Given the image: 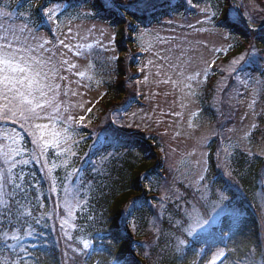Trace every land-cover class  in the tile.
I'll return each instance as SVG.
<instances>
[{"label": "snow or ice", "instance_id": "snow-or-ice-1", "mask_svg": "<svg viewBox=\"0 0 264 264\" xmlns=\"http://www.w3.org/2000/svg\"><path fill=\"white\" fill-rule=\"evenodd\" d=\"M185 7L198 9L200 15L196 24H180L179 29L221 32L227 47L209 49L207 43L203 45L211 56L218 57L231 50L233 45L228 41L237 38L234 33L248 40L244 52L229 61L227 72L246 89L253 80L261 84L246 69L259 66L260 76L264 77V56L261 55L264 49H258L255 44L257 40L264 43V22L258 24L247 6L238 4L237 0H210L202 8L195 0H40L36 10L41 14L40 24L35 27L36 12L31 6L24 11L8 4L0 6V264H40L41 253L48 255L42 229L48 227L49 220L59 222L56 247L63 243L60 264H90L94 256L102 257L97 264H136L130 248L124 249L121 242L128 232L134 231V224L131 228L129 225L143 207V197L129 200L111 221L105 219L103 212L97 215L89 211L93 194L99 190L94 188V178L110 176L109 165L118 155L139 151L133 124L122 119L131 105L126 100L110 110V123L102 132L93 131V143L82 156L79 145L84 137L80 129L90 118L74 111L92 112V107H87L91 101L83 97L93 83H102L97 78L104 66L97 63L99 52H114L116 34L97 29L95 24L85 27L81 23L74 27V21L101 19L109 25L113 21H126L125 29L139 30L132 38L149 57L140 68L145 73L143 82L147 84L151 76L159 77L164 72L166 78L158 83L175 85L182 81L173 80L167 70L184 80L198 81L201 75L206 79L214 71L215 60H204L207 67L202 72L186 75L195 58L188 34L183 39L157 34L153 40H145L150 33L147 28H141L140 22L155 18L158 13H179ZM62 18L67 19L66 25ZM261 20L264 21V16ZM134 21L137 23L132 28ZM98 37H106L107 43ZM158 44L168 47L161 50ZM117 59L113 55L107 63ZM185 87L191 85L185 84ZM257 91L254 89L253 94ZM73 98L78 99L73 102ZM255 103L253 100L249 107ZM256 127L252 125L253 129ZM249 135L245 132L243 138ZM221 144L217 157L219 160L223 154V176L227 180L219 188L214 186L208 174L209 160L202 154L196 162L200 170L189 185L193 189L191 200L178 197L183 203H176V210L169 217L171 231L167 234L166 250L177 259L191 249L198 259H203V264H229L228 250L220 245L231 238L240 220L241 204L237 192L233 191L238 184L229 161L238 145L231 137ZM31 165H37L39 172ZM139 179L147 180L151 191L149 174H142ZM45 188L48 202L52 204L48 212L43 211L45 204L40 201ZM159 208L163 210L164 204L160 203ZM109 223V228L103 227ZM155 230L159 239V227ZM259 255V264H264V251ZM248 264H256L254 255Z\"/></svg>", "mask_w": 264, "mask_h": 264}, {"label": "rangeland", "instance_id": "rangeland-1", "mask_svg": "<svg viewBox=\"0 0 264 264\" xmlns=\"http://www.w3.org/2000/svg\"><path fill=\"white\" fill-rule=\"evenodd\" d=\"M195 1L198 2L201 8L206 3H209L208 0ZM237 3L247 6L248 11L253 13L258 24L263 22L261 16H264V0H237ZM7 4L11 5L12 1ZM4 5L5 3L0 4V6ZM30 6L36 12L33 16V21L36 22L38 17L36 2ZM241 11H243V8H241ZM199 15L198 9L185 7L180 9L179 13H170L165 15V18L158 19L149 27H143L147 28L150 33L145 37V40H153L157 34L165 38L176 36L180 39H183L184 35L188 34L187 38L192 42V46L195 49V58L186 75H192L196 71L202 72L207 67L203 62L204 60H215L214 71L209 72L206 79L201 75L198 81L184 80L183 77H177L170 69L167 70L173 80L182 81L175 85L172 83H158L159 80L166 78L164 72L159 77L151 76L147 84L143 82L145 73H142L140 68L146 64L149 57L140 51L139 43L132 37L131 45L128 43L125 30L118 35V26L113 27L105 21L98 22L91 19H86L82 22L74 21V27L81 23L85 27L95 24L97 29L104 28L106 33L114 32L116 34L114 52H105L103 50L99 52L97 63H103L104 66L102 70H99L97 78L102 80V83L99 85L93 83L91 90L83 97L85 101H91L87 107H92V112L81 113L79 109L74 110L77 115L86 114L90 118V122L89 119H86L84 122L85 126L80 129L84 139L79 145V151H81L80 147L82 144L87 140H92V130L95 127L101 129L100 132H102L107 124L110 123V110L128 100L131 107L128 109V114L122 116V119L125 123L133 124L132 131L136 134L139 148V151L132 152V157L134 161L138 162L146 160V163L150 166L153 163L154 167L149 171L152 176H155V172H153L155 170L160 173V181L152 184L151 191L148 190V183L145 184V187L138 186L141 191L138 198L143 197V199L148 201L155 216V219L151 218L148 221L147 235H153L155 238L144 239L143 246L146 251L143 252L142 257L145 260L150 258L149 254H153L149 252L150 249H148L147 244L156 245L157 247L155 242L157 239L156 226L160 230L165 229L162 224L165 221L164 216L167 213L175 212L176 203H183V200H178V197L191 200L193 189L189 185L194 182L200 170L196 162L202 154H205L204 159L206 160L209 153L213 154L217 175L222 177L224 181L227 180V177L223 176V154L221 153L219 160L217 157V153L221 152L223 146L221 144L222 140L227 142L229 137H231L232 142L238 145L233 152V156L229 158L232 168L234 165L233 160L237 153H243L248 159L253 157H257L260 160L264 159V154H262L264 153V123L258 120L260 115L264 117V104L260 103L261 96L259 99L258 91L253 94L254 89L263 90L264 77L260 76L259 66L246 69L253 78L262 81L261 84H255L253 80L246 89L228 75L227 65L229 61L243 53L248 47V42H242L236 36V39L228 41V43L233 45L231 50L221 53L218 57H213L203 45L207 43L209 49L220 45L227 47L221 32L196 33L187 27L183 30L177 27L180 24H196ZM62 19H64L66 25L68 23L67 19ZM169 19L171 23H168ZM33 26L35 27L36 25ZM47 26L51 27L50 25ZM172 29H176V31L174 32ZM44 30L42 27L41 31ZM138 31L137 29L133 32V36L138 34ZM50 38L55 39V37ZM98 38L107 43L106 37ZM240 45H242V50L236 52ZM157 47L163 50L168 45L158 44ZM113 55L118 58L117 61L107 63ZM119 63L122 65L120 84H122L124 91L120 98H113L110 102V107L105 109V107L100 106V103L105 102L106 83L110 80H115L114 75L118 70ZM157 63L163 62L158 61ZM155 71L156 69L153 68L152 72L154 73ZM137 80L140 83H137ZM185 84H190L191 87H185ZM131 85H133V89H131ZM237 92L241 93V95H237ZM132 93H134L133 98H131ZM76 99L78 98H73V102ZM253 100L256 103L249 107ZM104 111L105 114L102 115ZM96 120H100V123L93 127ZM189 122H191V127ZM253 124L257 126L255 129L252 128ZM230 129L232 131H229ZM245 132L250 133L247 139L243 138ZM205 138H208L207 142H205ZM76 139L79 140L81 138L76 137ZM28 143L31 146L30 141ZM86 150L85 152H87ZM190 152L194 153V155L189 156L188 153ZM218 163L221 165L220 167H218ZM110 167L111 165H109V169ZM261 171V173H264V165H262ZM60 174L62 175V173ZM97 177L101 179L104 176ZM106 177L110 178V176ZM261 180L264 182V176H260L257 180L259 190L256 191L253 201L258 206L259 212L264 213V195L261 194ZM236 182L238 188L233 187V191L237 192L239 199H244L246 196L245 190L239 181L236 180ZM160 203L164 204L163 210L159 208ZM132 220L134 219L131 218ZM163 234H165L164 231ZM163 240H167V238Z\"/></svg>", "mask_w": 264, "mask_h": 264}, {"label": "trees", "instance_id": "trees-1", "mask_svg": "<svg viewBox=\"0 0 264 264\" xmlns=\"http://www.w3.org/2000/svg\"><path fill=\"white\" fill-rule=\"evenodd\" d=\"M11 1V7L17 9L18 11H22L34 3L33 0H0V4H7ZM35 2L37 5V10L39 8L40 0H35ZM208 2H210V0H208ZM20 5H23V7H19ZM161 12L166 13L167 9H161ZM37 14V21L34 22V25L36 26L40 24L41 16L39 12H37ZM169 14L170 13L167 15ZM164 16L165 15L158 13L155 18H150L147 21L140 22V26L143 28L149 24L151 25L156 21V18H165ZM93 21L104 22L101 19H95ZM136 23V21L133 22L132 28H135ZM125 24L126 21L122 23H115L113 21L111 23L113 27L118 26V35H120L122 31H126L128 43L131 45V37H133L134 33L131 30H126ZM47 28L49 27L47 26ZM234 35L237 36L240 41L248 42V40L240 33H234ZM255 44L258 49H264V43H261L257 40L255 41ZM241 50L242 45H240L236 52H240ZM261 55L264 56V53H261ZM121 70L122 65L119 63L118 70L114 75L115 80H110L106 83V92L104 94L105 102L100 103V106L105 107V109L110 107V102L113 98H120L124 91L122 84H120ZM209 85H211V83H209ZM131 89H133V85H131ZM131 96V98H133L134 93H132ZM260 96V103L264 104V87L263 90L260 89L258 91L259 99ZM104 114L105 111L102 113V115ZM258 120L264 123V117L261 115L259 116ZM95 123L93 127L97 126L100 123V120H96ZM94 130L100 132L101 129L95 127ZM91 141L92 140H87L81 145V151H79L81 156L84 154L85 150L89 148ZM28 147L31 148L29 143ZM86 151H89V149ZM121 152H123V150H121ZM115 159V161H112L110 164V178L106 176L101 179H98L97 176L94 178V188H98L99 190L94 192V198L91 200L89 208V211H93L97 215L103 212L105 219L108 221H111L112 216L117 212V210L123 207L129 200L138 198V196H140L139 194H141V191L138 189V186L145 187V184L148 183L147 180L139 179L142 174H149L152 181L151 187L153 183L160 181V173L158 170L153 171L155 172V176H152V173L149 172L150 169L154 167V164L152 163L150 166L146 163V160H143L144 162H138L136 160L134 161L132 152L118 155V157ZM207 160H209V179L214 182V186L216 188H219L220 184L224 182V180L222 177L217 175L212 153L208 154ZM233 164L235 178L240 182V185L245 190L244 192L246 193V196L244 199H239L241 204V215L235 232L232 234L230 239H225L220 246H226V249L228 250L229 264H248L249 259L252 258L253 255L255 257L256 264H259V253L264 251V213L259 212L258 206L254 204L253 198L256 194V191L259 190L257 180L260 178V176H264V173H261L262 165H264V159L260 160L257 157L248 159L243 153H237L233 160ZM30 167H32V169L37 173L39 172V167L37 165H31ZM217 170L219 171V169ZM260 182H263V180ZM53 200H55L54 196ZM40 201L45 204L43 211L48 212L51 210L52 204L48 202V192L46 188L40 196ZM172 215L173 213H167L164 216L165 221L162 222V224L165 229L160 230L159 239L155 240L157 247L156 245L152 246L147 244L148 249H150L149 252L153 254H149L150 258L145 260L142 257L143 252L146 251V248L143 246L144 239L155 238L153 235H147L148 221L151 220V218L155 219V216L153 215L148 201L143 199V207L134 214V217H132L134 220H132L129 225L131 228L132 224H134V231H130L124 236V240L121 242V247L126 250L130 248L131 256L138 264H154V262H158V264H193L194 261L196 264H203V259H198L191 249L186 250L185 255L181 259H177L170 251L166 250V240L163 239L167 238V234L171 231L170 223L168 221L169 217ZM47 223L48 227L42 229V231L46 237L44 243L48 246L46 248L48 255L45 256L43 253H41L40 264H52V262H54V264H60L63 243L61 242L59 247H56L57 239H59V222L49 220ZM51 224L52 227L55 228V231H53ZM110 226V223L103 225L105 228H109ZM163 231L165 234H163ZM37 243H39V241H37ZM35 251L36 249H33V252ZM201 255L203 256V254ZM203 258L206 259V257ZM101 259V256H94L92 257L90 264H97V261H100Z\"/></svg>", "mask_w": 264, "mask_h": 264}]
</instances>
